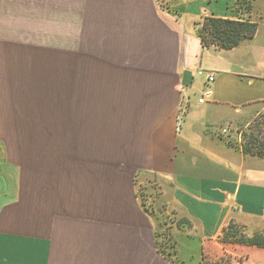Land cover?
Here are the masks:
<instances>
[{
	"label": "crops",
	"instance_id": "1",
	"mask_svg": "<svg viewBox=\"0 0 264 264\" xmlns=\"http://www.w3.org/2000/svg\"><path fill=\"white\" fill-rule=\"evenodd\" d=\"M251 1L0 0V264H185L182 241L199 264H264V247L220 238L232 220L264 234V157L226 139L264 115V0ZM207 16L258 30L204 46ZM199 68L215 75L204 103ZM62 132L84 139L83 162L50 153ZM149 178L182 219L173 260L156 244L163 213L140 202Z\"/></svg>",
	"mask_w": 264,
	"mask_h": 264
},
{
	"label": "rangeland",
	"instance_id": "2",
	"mask_svg": "<svg viewBox=\"0 0 264 264\" xmlns=\"http://www.w3.org/2000/svg\"><path fill=\"white\" fill-rule=\"evenodd\" d=\"M251 0H247L246 5L251 7ZM51 35V34H50ZM52 43V42H50ZM260 122H263L261 124V128H264V117L260 119ZM259 122V121H257ZM256 124V123H255ZM55 127H60L63 130V124L61 123H55ZM252 128V129H250ZM248 126H241L238 127V129H233V132H230L229 135L232 137L227 136L229 140H233L234 142L239 141L240 142H246L248 143L249 140L245 139L244 135L245 133H249L252 130H254V127ZM256 128V127H255ZM63 133V132H62ZM55 135L56 137H50V153H56L60 156H65V162L69 163H79L83 162L80 155H72V152L77 153V150L80 149L84 145V139L80 137L78 134H70L68 135L66 132L63 134ZM262 135V136H261ZM260 138L264 140V133L260 134ZM256 148V146L254 147ZM261 148L258 146L257 149ZM264 150V148H263ZM70 154V155H68ZM64 157V156H63ZM160 189L158 188V182H156V179L149 178L148 181L141 179L138 184V195L140 198V202L143 206L144 212L151 213L153 215L160 216L161 213H163L162 218L160 219L162 221V225L158 226L156 229V241L158 242V245L165 250V254L172 260L173 255L176 252V237L174 232V224L178 221L179 223L182 222V219H178L176 215V211H172V209L167 208L166 205H162L158 202V196L160 194ZM169 211V214H164V212ZM151 220H153V217H150ZM156 221V220H154ZM188 241L181 242L183 246L180 247L178 255L181 258V261L185 264H199L198 258L199 253L196 252V246L197 242L195 241ZM219 264H222L223 262H231L230 258L225 256L218 260ZM221 261V262H220ZM211 262V260H209ZM216 263V262H212ZM175 264V263H174ZM218 264V263H216Z\"/></svg>",
	"mask_w": 264,
	"mask_h": 264
},
{
	"label": "trees",
	"instance_id": "3",
	"mask_svg": "<svg viewBox=\"0 0 264 264\" xmlns=\"http://www.w3.org/2000/svg\"><path fill=\"white\" fill-rule=\"evenodd\" d=\"M246 2L247 0H240L241 5L249 9L250 6L248 7L246 5ZM257 30V22L251 20H236L215 16L204 17L203 20L200 21L198 28L199 36L204 46L215 45L224 49L234 48L238 46L243 40L254 37V35L257 33ZM262 117H264L263 114L248 125V128L254 127V130L249 133H245L244 137L245 139L249 140V142H241V146L245 153L264 157V140L260 138V134L264 133V128L262 129L260 127L263 123L260 122V119ZM226 139L230 144L235 143L233 140H229L228 138ZM255 146L256 148H254ZM258 146H260L261 148L257 149ZM220 238L225 242L244 243L264 247L263 233H257L253 236H249L244 231L243 226L235 222L234 220L230 221V223L223 228ZM156 244L158 250L162 254L166 255L165 250H163L158 245L157 241ZM203 264L215 263H210L207 258H203ZM222 264L231 263L228 261L223 262Z\"/></svg>",
	"mask_w": 264,
	"mask_h": 264
},
{
	"label": "built area",
	"instance_id": "4",
	"mask_svg": "<svg viewBox=\"0 0 264 264\" xmlns=\"http://www.w3.org/2000/svg\"><path fill=\"white\" fill-rule=\"evenodd\" d=\"M198 74L199 75H205L206 79H207L206 88H205L202 96L199 98V102L204 103L207 100V98L209 97V94L211 93V91L209 89V84H211L215 80V75L213 72H209L203 68L198 69ZM216 263L219 264V261H217Z\"/></svg>",
	"mask_w": 264,
	"mask_h": 264
}]
</instances>
